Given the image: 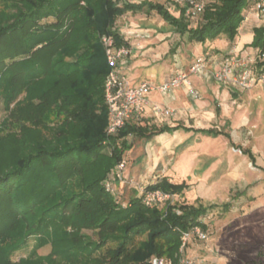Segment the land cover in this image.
<instances>
[{
    "label": "trees",
    "instance_id": "16d2710c",
    "mask_svg": "<svg viewBox=\"0 0 264 264\" xmlns=\"http://www.w3.org/2000/svg\"><path fill=\"white\" fill-rule=\"evenodd\" d=\"M256 1L205 0L192 24L188 5L176 1L171 10L152 0H11L16 14L0 21V90L8 107L17 101L0 132V264H147L154 255L179 253L182 234L193 226L207 230L201 218L213 204L176 200L148 207L135 185L128 197V188L105 189L103 181L131 148V136L150 139L180 125L130 120L107 136L104 81L110 66L100 38L110 32L118 44H128L117 19L128 11H154L190 42L206 44L221 35L233 41ZM253 31L249 46L257 55L251 65L259 74L264 24ZM203 55L208 59L209 53ZM198 130L230 136L216 127ZM244 152L255 163L252 152ZM187 186L168 176L147 184L179 194ZM32 236L37 246L51 242L52 251L42 255L35 247L14 260Z\"/></svg>",
    "mask_w": 264,
    "mask_h": 264
},
{
    "label": "rangeland",
    "instance_id": "374dc122",
    "mask_svg": "<svg viewBox=\"0 0 264 264\" xmlns=\"http://www.w3.org/2000/svg\"><path fill=\"white\" fill-rule=\"evenodd\" d=\"M152 1L162 2L171 10L175 9L173 0ZM258 1L264 6V0L256 2ZM256 2L249 10L259 17V23H264V11L258 8ZM15 14L16 8L11 0H0V21L8 20ZM196 21L197 18H191L192 24ZM115 26L124 35L136 40L141 38V28L150 29L149 33L153 32L154 35L172 29L174 33L166 39L171 38L174 42L166 57H172L174 62L182 57L186 63L183 68L178 69L186 72H189L194 59L203 55L196 56L192 42L185 37L179 39L174 27L154 11H128L117 19ZM217 39L208 40L203 44L202 48L205 49L197 51L213 52L217 47L223 48L222 45L229 41L224 35ZM182 42L187 45L184 46ZM232 53L240 54L229 51L222 53V58ZM256 55L254 50L242 56L254 60ZM149 61L147 68L133 69L129 74L135 73L137 81L147 78L158 83L162 79L161 71L169 61ZM208 65L211 63H207V69ZM203 74L189 75L195 93H191L188 86L175 88L171 94H163L158 90L149 92L148 97L152 102L164 104L171 101L172 106H178L184 96L187 99V109H183L184 114L176 115L173 122L193 129L180 127L173 134L169 133L168 137L158 135L150 140L131 136V148L125 152V173L133 182L128 184V189L125 188V195H131L129 187L135 183L151 184L163 176H168L174 183L185 181L188 186L179 196L176 193V200L179 199L181 203H196L199 200L206 205H215L201 218L207 225L208 239L193 237L186 255L195 260L196 264H264V85L257 83L251 88H242L233 93L225 83ZM3 93L0 90V132L3 131L5 119L10 122V113L17 101L8 107ZM48 118L51 120L49 124H54L52 115ZM15 123L31 126L28 121L15 120ZM9 125L10 130L15 128L14 125ZM212 127L223 129L230 136L198 130ZM246 150L252 152L255 163L244 152ZM84 232L95 237L92 230ZM37 245L38 240L32 236L27 246L13 255V259L19 260L22 256H27L35 247L42 255L52 251L51 242Z\"/></svg>",
    "mask_w": 264,
    "mask_h": 264
},
{
    "label": "built area",
    "instance_id": "2783aa9c",
    "mask_svg": "<svg viewBox=\"0 0 264 264\" xmlns=\"http://www.w3.org/2000/svg\"><path fill=\"white\" fill-rule=\"evenodd\" d=\"M120 4L130 0H113ZM188 5L187 13L192 16L201 14L206 6L205 0H174ZM258 8L264 11L261 2ZM124 34V33H122ZM101 43L104 47L107 62L110 69L104 81L105 103L108 108V124L106 127L107 136H115L130 120L140 122L144 115L150 110L160 116H171L175 109L167 104L152 102L148 97L149 92L158 90L163 94H171L178 87L188 86L191 93H195L189 79L190 74L208 73L220 83H228L237 87L247 89L257 83L264 85V72L256 73L252 68L253 59L240 54H228L223 56L217 68L207 69L208 60L204 55L197 56L192 62L189 72L178 69L167 80L160 83H153L148 80L140 83H132L129 77L123 72V63L130 54V47L126 43H117L116 36L110 32L101 35ZM264 58V49L262 51ZM127 160L123 157L109 171L104 179V187L108 192L117 193V190H124L133 180L129 179L125 170ZM137 187L142 201L148 207L163 206L176 201V193L161 188H149L147 184H134ZM206 240L209 237L208 230L201 225H195L182 234V243L174 257L166 255H154L147 264H196L195 260L186 255V247L193 238Z\"/></svg>",
    "mask_w": 264,
    "mask_h": 264
},
{
    "label": "crops",
    "instance_id": "0c3cea01",
    "mask_svg": "<svg viewBox=\"0 0 264 264\" xmlns=\"http://www.w3.org/2000/svg\"><path fill=\"white\" fill-rule=\"evenodd\" d=\"M190 15V14H189ZM192 19H195L197 16H192L190 15ZM260 19L258 16H256L255 13H253V11H250L249 9L246 12L245 15V19L243 20V22L241 23L240 27H239V31H238V35L236 36L235 40L233 41H227V43H225V45H222L223 48L221 47H215V43L213 44V46L216 48V52L213 51H209L211 52L208 55V64L211 63V65H208V69L209 70H213L215 68L218 67V62L219 60H221L222 58V53H228L229 51H237L238 53L244 55V54H249L254 52L255 48L252 46H249V44L252 42L253 38H254V27L255 26H259L261 24L264 23H259ZM141 31L139 32V34L141 35V38L136 40V39H130V36H126L124 34L123 38L125 41L128 42V46L130 47V54L129 56L126 58L125 62L123 63V72L129 77V79L132 81V83H140L141 81L144 80H148L147 78L142 79V80H136L137 76L135 75V73L133 74H129V71H133L134 70H140L144 67L147 68V66L149 65V59L153 60V61H159V60H168L169 64L165 65L164 68L161 71V75H162V79L158 82H162V80L164 79L167 80L172 74H174V72L178 69V67L183 68V65L186 63L184 60H182V57L180 58V60L178 62H174L173 58H167V52L171 51L172 49V44L174 41H171L170 39H166L167 37L171 36L172 33H174V31L172 29L170 30H165L162 32L157 33L156 35H154L153 32L149 33L150 29H146V28H141ZM155 31V30H152ZM175 33L178 34V38L181 39L182 37L186 38V36H182L180 35L178 32L175 31ZM152 34V35H151ZM162 39H165L163 42H160V44L158 45L157 42L161 41ZM218 40V39H217ZM184 46H186L187 44L185 42H182ZM193 44V52L195 53V55H199V54H206L209 52H201L203 47V44L200 43L201 45H199L197 42H192ZM201 51H197L200 50ZM218 50V51H217ZM176 55V54H175ZM182 55V54H181ZM203 76H208L211 77L208 73H204ZM149 81V80H148ZM225 85L229 86L232 91H234L233 93H235V91L237 90H242V88L237 87L235 85L232 84H226ZM235 95V94H233ZM169 105L170 107L174 108L175 110H177V112L175 111V113L171 116H160V115H156L154 113H152L150 110L147 111V113L144 115L143 119L141 120V123H152V124H162V125H168L171 127H174L176 125H180V123H174L173 120H176V115L178 114H184L183 112L187 109V99L182 96V100L181 102L178 104V106H172L171 105V101H167L166 103ZM185 109V110H183ZM161 126V125H160ZM180 127H184L187 129H193V127H187V126H182L180 125ZM202 129V128H199ZM176 130H169V131H165L162 132L158 135H162L164 137H168V135H170L169 133H174ZM156 135V136H158ZM155 137V136H153ZM152 137V138H153ZM151 139V138H150ZM147 139V140H150ZM126 172V171H125ZM127 175V174H126ZM128 176V175H127ZM179 196L180 194L177 193ZM179 201V199H177Z\"/></svg>",
    "mask_w": 264,
    "mask_h": 264
}]
</instances>
